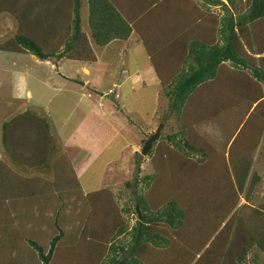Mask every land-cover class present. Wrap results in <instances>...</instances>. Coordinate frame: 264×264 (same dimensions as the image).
Returning a JSON list of instances; mask_svg holds the SVG:
<instances>
[{
    "label": "trees",
    "instance_id": "16d2710c",
    "mask_svg": "<svg viewBox=\"0 0 264 264\" xmlns=\"http://www.w3.org/2000/svg\"><path fill=\"white\" fill-rule=\"evenodd\" d=\"M82 1L91 40L81 26ZM212 6L222 15L211 13ZM1 12L17 28L0 49L41 60L92 63L91 43L136 34L178 129L147 151L153 172L134 179L132 208L119 207L108 188L87 192L84 220L70 235L60 225L61 207L52 208L51 221L41 218L43 230L20 231L1 200L2 194L42 195L17 207L34 205L43 215L51 194L61 198L58 187L69 188L67 178L63 184L55 172L59 185L44 177L43 189L33 190L29 172L0 167V253L8 254L2 241L14 237L18 252H30L37 264H264V203L255 200L262 178L252 171L264 145V0H0ZM203 124L219 130V143L198 131ZM58 166L55 160L49 169ZM238 198H244L240 206ZM128 213L136 217L130 228L122 216Z\"/></svg>",
    "mask_w": 264,
    "mask_h": 264
},
{
    "label": "rangeland",
    "instance_id": "374dc122",
    "mask_svg": "<svg viewBox=\"0 0 264 264\" xmlns=\"http://www.w3.org/2000/svg\"><path fill=\"white\" fill-rule=\"evenodd\" d=\"M211 8H212L210 9L211 13H213L214 15H218V14L222 15V13L224 12L220 8V6H215V7L212 6ZM80 16H82L81 18L82 30L84 32H87V29L85 27L86 24L85 2L81 3ZM16 28H17L16 20L12 16L6 14L5 12L3 13L1 12L0 13V43H3L4 41L10 39V37H12L15 34ZM91 47L96 56V60L94 62L92 63L79 62V61L68 60L65 58L64 60H62L63 61L62 70L64 72L72 73L73 69H76L84 73L83 69L87 68L85 70L86 76H90V78H93L97 82L94 85L95 87H93L92 84H87L88 86L84 88L85 91H89L91 95L92 94L94 95L93 98L95 100L91 101L90 107L92 108L93 114L96 117V119L99 116H102V114L104 113V108L101 105H98L97 96H99L100 92L107 91L109 88H112L114 90L115 88L111 86L112 85L111 83L114 82L115 83L114 87H116V83H119L118 81H120L123 78L124 81L122 83H119L118 87L116 88V92L118 96L114 97L113 94L105 96L106 98L105 101L103 102H106L107 106L108 104L111 103L113 108V114L116 115V117L118 115V118H120L123 122H125L124 119H127V121H130L132 124H134L135 127L132 131V135L130 139L131 141L130 148H128V146L123 147L124 146L123 141L119 136H116L115 138L112 136L114 140L110 148H101V147L70 148L71 151H75L74 154L77 153L80 156L78 162L74 164L75 166L72 165L73 168L75 169L74 170L72 168L75 173V177H74L73 174L68 173L70 171L69 170L70 166L68 165L67 157L69 156H67L65 152H62L63 150H61V148H37V146L35 145L39 143V140L36 141L33 140L34 144L32 148H29L30 151H33L32 153L33 159H31L28 156H26L29 153V151L26 150V152L23 153L21 149L25 146L26 141L22 142L23 140L21 141L19 140V137H14V136H12L10 139L11 143L15 142L18 146L21 147L19 148V150H21V153L20 152L15 153L14 148L17 149L18 147H16V145H12L14 146V148H12L13 155L16 157L17 161H19L20 164H22V161L24 160L27 162V164L22 167V170L19 169L18 171L19 175L22 174V172H26V173L30 172V174L33 175L31 177L36 178V175L38 176L42 174L43 177H46L47 182L50 184H52V182H54V180L57 179L56 177H61L64 184V180H66L67 178V181L69 183L68 184L69 188L66 185L58 187L59 189L58 191H60L59 195H61V198H56L54 194H51L52 197L49 198L48 200L49 202L47 201L50 210L46 212L49 220L51 221L54 218V216L51 215H53L55 212V210H52V208L56 206L61 207L62 215H60L59 221H61L60 225L64 230L65 235H70L72 234V232H75L78 223L81 224L82 221L84 220L85 207H86L85 195L87 192L95 191L102 187L108 188L112 192V195L115 196V198H117L119 207L127 206L132 208L133 204L135 203L133 199L134 179H136V177L141 178L142 176L153 172L152 165L149 162L150 154L148 156L146 155H140V157L138 156V153L141 152L142 146L144 145L143 142L147 140L151 136V134L156 132L157 129H159L158 138L160 136L164 137L167 134H171L178 129L175 118L171 115H168L167 112L165 113L167 98H165V96L161 94L160 90L156 92L157 93V103H156V100H154L155 97L152 96L151 89H147L145 87L140 88L139 86L134 87L131 85L130 81L126 79L128 74L134 71H138L148 65V59L146 53L140 41L138 40L136 34L132 33L126 41L114 40L105 46H98L92 44ZM1 49H0V65H2L4 68H9L7 58L9 54H11L10 56L16 55L14 60L18 68L26 67L32 72L38 71V68L35 66V64L30 61L28 57L30 55L29 53L14 52L10 50L6 51ZM31 56H33L37 60H41L35 55L31 54ZM12 61H13V57H12ZM50 61L56 62L58 60H50ZM80 66H81V70L77 69V67ZM80 72H76L73 75L81 77ZM61 74L67 75V73H63V72H61ZM61 74L56 73V77L59 79L61 77ZM109 75H110L109 78L110 80L108 79ZM10 76L11 74H8L6 71L1 70L0 80L7 81L6 78L10 79ZM32 76L33 73L31 74V76L28 75L29 85H28L27 95H31L32 97V95L39 94L41 99L39 98L37 99L39 101L45 102L42 94V90L44 88L42 84L39 82V77L35 78ZM84 77L85 76H83L82 78ZM53 103L54 104L57 103V106H59L60 103L59 98L54 99ZM121 103L127 104L128 107L129 105L139 107V109L141 110L144 109L152 110L155 106L156 107L151 112L152 114L150 115V117L147 118L145 114V110L144 111L137 110L136 112H138L139 115L137 116L131 113V111H128L124 105L121 106L122 107L121 108L120 107ZM70 104L76 105L77 103L74 101V102H70ZM36 105L37 107H47V103H43L41 105L40 102H36ZM149 105H151L150 108H148ZM67 107H71V106L66 103L64 109H66ZM79 110L80 108H78L75 111V113L79 112ZM33 113L39 115V117L43 116L45 118L43 119V122L46 125L45 127L43 124H41V122L39 123V121H36L34 119L32 121L33 124L32 127L34 130L33 133H35L34 135L38 139L41 138L44 139V140L41 139L42 142L39 146L43 145L44 143H47V144H53L54 147H56L57 143H59L58 137H56L53 133H50L49 130V126L51 124V122L49 121L50 120L49 116H51V118H54L55 114L50 109L47 110V113L38 112L36 110H34ZM38 123H39V127H38ZM96 124L98 125L97 121L90 128H86L85 126V133L87 134L88 132H92L96 127L95 126ZM113 126L117 128V126L115 125ZM80 127L78 128V132L83 133ZM97 130L99 135V132L104 131L105 128L97 126ZM198 131L201 134L206 135V138H210L213 141H218L216 143H219L221 139L220 132L214 125L203 124L198 128ZM106 132L109 133V127H106ZM109 136L110 135L108 134V137ZM120 136H122V134H120ZM158 138L156 139L157 141L155 142L159 141ZM222 142L224 141H221L220 143ZM102 143L104 144L105 142ZM219 148L227 149L228 146L224 147L219 145ZM0 149L4 150L5 148H0ZM6 149L9 150V148ZM35 149L41 150L43 151V153L42 152L34 153ZM53 149L55 151H53ZM67 154L69 155L68 152ZM41 156H46V157L39 159ZM53 158H55L56 161L57 160L59 161V166L61 167V169L59 166L56 169H49L50 165L52 166L54 165ZM95 158L96 160L93 161ZM253 158L254 159H253L252 171L255 170L262 178L260 183L256 186L255 189L256 193L259 194L256 195L258 197L256 201L258 203L259 201L262 200L261 202L264 203V195H262V193H264L263 192V184H264L263 143H261V145L257 148V151L254 153ZM3 159L4 160L6 159L5 153L3 154L2 157L0 154V161L6 163V161H4ZM90 161H93V163L90 164ZM107 161H111V162L113 161L112 163H110V167L108 171L105 170L108 165ZM60 162L64 164L60 165ZM136 162L140 164L139 171L137 169ZM0 164L2 163L0 162ZM48 171L49 173H47ZM55 172H56V177H54L53 175V173ZM60 173L62 175H60ZM48 176L50 179L48 178ZM60 182L61 181L60 180L58 181L57 179L56 182L57 185H59ZM127 182H129L130 185H127L126 184ZM138 187L139 188L141 187L140 183H138L137 188ZM51 189L52 187L49 184H47V192L50 191ZM242 197H244V195ZM243 200L244 198H240V199L238 198V206H240V204L243 203ZM50 203H52V205ZM122 216L124 218H127V223L129 228L132 227L136 220L135 215L132 213H128L125 215L122 214ZM18 220L19 219H14V222L18 224L17 222ZM37 220L38 218H35L34 221H32L34 227H36L35 223ZM40 243L44 247L48 246L47 244L48 240H46L45 236L40 238ZM7 249H8V255L10 256V258L7 259L12 264H14V262L19 263V261L21 260H26L23 264H27V259L32 257V255L29 257L30 252L28 253V255H26V253H19L18 250L16 249V243L14 245H11L9 248L7 247ZM21 249L23 250L25 249L24 244H22ZM26 256H28L29 258Z\"/></svg>",
    "mask_w": 264,
    "mask_h": 264
},
{
    "label": "crops",
    "instance_id": "0c3cea01",
    "mask_svg": "<svg viewBox=\"0 0 264 264\" xmlns=\"http://www.w3.org/2000/svg\"><path fill=\"white\" fill-rule=\"evenodd\" d=\"M83 2L86 3V1H82V3ZM86 20H87V3H86ZM85 27L87 29V32H84V33L86 34L88 39L91 40L89 30L87 27V21H86ZM92 44L93 43H91V46ZM10 55L11 54H9L7 58L9 68H4L2 65H0V72L1 70H4L8 74H11L10 79L6 78L7 81L0 80V83H1L0 85V116H2L0 117V148H5L4 150L0 149V154L2 157L3 154L5 153V157H6L5 160L3 159L4 161H6V163L3 161H0L3 164V165L0 164L1 168L3 169H7L8 167L12 169L22 168L23 166L27 164L25 160L22 161V164H20V162L17 161L16 157L13 155L12 148H14V146L12 145H16V147H18L17 149L14 148L15 153H19V152L21 153V150H19V148L21 147L18 146L15 142H14L15 144L13 142L12 143L10 142V139L12 136L19 137V140L21 141L23 140L22 142L26 141L25 146L21 149L23 153L26 152V150L29 151V153L26 155L29 158L33 159V155H32L33 151L29 150V148H32L34 144L33 140L35 141L39 140V143L35 145L37 146V148H61V150H63L62 152H65V154L69 156V157L67 156L66 157L68 158L71 166L72 165L75 166L74 164L78 162V159L80 158V156L77 153L74 154L75 151H71L70 148H98V147L110 148L116 136L121 137L123 141V145H124L123 147L128 146V148H130L131 146L130 139H131L132 131L135 127L134 124H132L130 121H127V119H124L125 122H123L120 118H118V115L116 117V115L113 114V108H112L111 103L108 104L107 106V103L103 102L105 101V98H106L105 96H108L111 94H113L114 97L118 96L116 92V88L118 87L119 83H122L124 81L123 78L120 81H118L119 83H116V87H114L115 86L114 82L111 83L112 84L111 86L115 88L114 90L112 88H109L107 91L100 92L99 96H97L98 105H101L104 108V113L102 114V116H99L97 120L93 114L92 108L90 107L91 101L95 100L93 98L94 95L93 94L91 95L89 91H85L84 89L86 86H88L87 84H92V86L95 87L94 85L97 82L93 78H90V76H86L85 70L87 68H84L85 66L83 67L84 68L83 72L85 74L76 69H73L72 73H68L62 70L63 68L62 60H64L65 58L59 59L56 62H52L50 60H37L30 54L28 56L30 61L34 63L35 66L38 68V71L32 72L26 67L18 68L14 60L16 55L15 56H10ZM12 57H13V61H12ZM77 69L81 70V66L77 67ZM61 72L67 73V75H62ZM76 72H80L81 77L74 76L73 74H75ZM32 73H33L32 77H35V78L39 77V82L42 84L44 88L42 90V94H43L45 102L39 101L37 99V98L41 99L39 94H36L37 96L32 95V97L31 95H27L28 85H29L28 75L31 76ZM56 73L61 74V77L59 79L56 77ZM83 76L85 77L82 78ZM109 78H110V75L108 76V79ZM126 79H128L131 85L134 87L139 86L140 88L145 87L147 89H151L152 96L155 97L154 100H156V103H157V93L156 92L158 91L159 80L156 74L154 73V70L149 64L138 71H134L128 74ZM100 82H101V79H100ZM56 98H59V101H60L59 106H57V103L55 104L53 103V100ZM74 101L77 104L71 105L70 102H74ZM36 102H40L41 105L43 103H47V107H37ZM51 103H52V106H51ZM66 103L69 104L71 107H67L66 109H64V107L66 106ZM123 105L126 107L128 111H131V113L137 116H139L138 112H136L137 110H140V111L145 110V109L141 110L139 109V107H135L132 105H129L128 107V105L125 103H121L120 107ZM150 107L151 105L148 106V108ZM47 108L50 109L53 113L57 111L54 113L55 114L54 118H51V116H49L50 117L49 121L51 122L49 126L50 133H53L56 137H58V141H59L56 147H54L53 144H47V143H44L43 145L39 146L42 140L44 139L42 138H41L42 140L38 139L34 135L35 133H33L34 132L33 127H32L33 119L36 121H39V123L41 122V124H43L44 127L46 126L43 122V119L45 118L43 116L39 117V115L34 114L33 113L34 110L38 112L47 113V110H48ZM78 108H80L81 111L79 110V112L75 113V111ZM154 108L152 110H148V109L145 110V114L147 118L150 117V115L152 114L151 112L154 110ZM70 113H73V114H70ZM48 114H49V111H48ZM96 121L98 123V125L97 124L95 125L96 129L93 127L94 130L86 134L85 126L86 128H90L91 126L94 125V123H96ZM39 123H38V127H39ZM113 125L117 126V128H115ZM97 126L105 128L104 131L99 132V135H98ZM79 127L83 133L78 132ZM106 127H109V133L106 132ZM37 132H40V131H37ZM108 134L110 135L109 137H108ZM120 134H122V136H120ZM112 136L114 138H112ZM102 142H105V143L103 144ZM6 148H9V150H7ZM53 151L55 150L53 149ZM41 152L43 153V151L37 150V149H35L34 151V153H41ZM67 152L69 153V155L67 154ZM43 157H46V156H41L39 159ZM53 160L55 161V158H53ZM95 160L96 158L93 161ZM93 161H90V164H92ZM107 162H108V165L105 170L108 171L110 167V163H112L113 161L112 162L107 161ZM28 174H30V172ZM29 176L31 177L33 175L30 174ZM43 179H44L43 175L40 174L38 176L36 175V178L34 177L29 178L30 181L27 180V178L25 180L29 181V184H30L29 188H33V190H35L37 186L42 187L43 189L42 182L45 181V179L44 180ZM39 185H42V186H39ZM259 192H260V189H259ZM263 192H264V184H263ZM29 195H30L29 193H25L23 195L20 194L19 196L12 195V194H8V195L2 194L1 195V200L8 201L10 211L12 212V216L17 217L15 219L20 220L21 217H24V218H27V220L25 219L26 221H30V223L29 222L22 223V221L20 223V221L18 220L17 221L18 224L13 221L15 225L20 226L19 228L12 227V229L14 230L16 229H19L20 231H39V230L41 231L43 230V229H39V228H42V223L40 221H42L41 218L43 216L47 217V213L43 215L40 214V212L43 211L42 207L40 208L42 211H40L39 208L35 207L34 205L30 208V204L29 206L24 205L23 209L21 208L18 209L17 207L18 205L20 206V203L18 202H22L23 200H32V199L38 198L42 201V198H43L42 195H39L38 197H33ZM256 195H259V194L257 193L255 194V200L258 199L256 198L257 197ZM262 195H264V193H262ZM46 197L47 195H45L44 199H46ZM13 203H16V207L13 206ZM13 208H15V211L12 210ZM45 210H46V206H45ZM35 218H38V219L40 218L39 224L37 220L35 223L36 227H29L31 224H33L32 220L34 221ZM2 243L3 245L5 244V246L9 248L11 245H14L15 243L17 245L18 240L12 237V238L3 240ZM9 257L10 256L8 254H4V252L0 253V264H7V263H4L3 260ZM32 258L27 259V264L31 263L29 260ZM21 262L24 263L25 261L21 260ZM31 264H37V263H31Z\"/></svg>",
    "mask_w": 264,
    "mask_h": 264
},
{
    "label": "water",
    "instance_id": "95a60500",
    "mask_svg": "<svg viewBox=\"0 0 264 264\" xmlns=\"http://www.w3.org/2000/svg\"><path fill=\"white\" fill-rule=\"evenodd\" d=\"M159 136V129L156 130V132H154L153 134H151V136L145 141L144 145L142 146L141 149V155H146L147 151L150 149L152 143L158 138ZM136 210L138 212V208L136 206ZM140 217V215H139Z\"/></svg>",
    "mask_w": 264,
    "mask_h": 264
},
{
    "label": "clouds",
    "instance_id": "9594fccd",
    "mask_svg": "<svg viewBox=\"0 0 264 264\" xmlns=\"http://www.w3.org/2000/svg\"><path fill=\"white\" fill-rule=\"evenodd\" d=\"M156 141V140H155ZM140 153V152H139ZM141 154V153H140Z\"/></svg>",
    "mask_w": 264,
    "mask_h": 264
}]
</instances>
